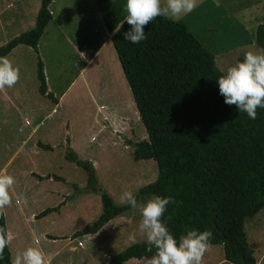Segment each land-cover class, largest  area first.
Segmentation results:
<instances>
[{"label": "rangeland", "instance_id": "rangeland-1", "mask_svg": "<svg viewBox=\"0 0 264 264\" xmlns=\"http://www.w3.org/2000/svg\"><path fill=\"white\" fill-rule=\"evenodd\" d=\"M248 1L197 0L190 13L171 19L184 22L191 34L214 53L218 68L224 72L242 60L245 52L263 50L254 41L255 35L252 38L248 32ZM166 2L161 0L164 6ZM258 2L264 5V0ZM41 4L42 0H0V47L35 27ZM52 11L55 20L42 37L38 53L19 46L6 57L18 67L19 76L12 87L0 88V174L14 178L9 189L10 204L3 208L12 239L8 243L12 262L26 248L35 247L43 253L44 264H109L130 246L147 243L138 231L139 209L126 211L98 235L76 238L102 213V203L100 194L89 190L86 171L66 160L68 150L84 161L97 163L99 189L109 192L118 206H125L119 203L124 191L133 192L138 204L150 199L152 196H140V191L157 180L159 169L154 160L134 158V145L148 140V133L137 114L132 92L130 104L114 103L119 93L129 96H124L122 82L120 87L116 84L117 77L120 79L118 58L111 53L109 40L105 56L94 57L105 31L95 0H59ZM39 57L49 93L56 100L76 82L57 114L53 113L54 100L39 90ZM85 65L86 73L78 80ZM97 102L109 108L104 106L103 112L97 113ZM109 117L120 119L123 129L111 123ZM28 121L32 124L27 125ZM39 143L53 150L40 148ZM35 172L56 175L66 182L39 181L33 177ZM61 203L69 205L60 213L36 219L44 210ZM25 208L29 213L24 215ZM245 229L257 264H264V210L249 220ZM133 232L135 243L129 239ZM225 263L222 245L210 246L201 260V264ZM127 264H147V258Z\"/></svg>", "mask_w": 264, "mask_h": 264}, {"label": "trees", "instance_id": "trees-1", "mask_svg": "<svg viewBox=\"0 0 264 264\" xmlns=\"http://www.w3.org/2000/svg\"><path fill=\"white\" fill-rule=\"evenodd\" d=\"M42 0L35 27L0 47L7 57L19 46L38 53L39 43L53 19L51 5ZM129 84L148 140L134 145L136 161L154 160L157 180L144 187L140 196H168L161 219L174 237L188 230L210 231V246L222 245L225 264H257L248 244L246 223L264 210V109L255 119L227 105L218 92L217 77L223 74L214 53L202 44L187 25L171 18L156 17L144 26L146 38L138 44L123 39L130 26L121 25L125 0H95ZM256 43L264 50V23L256 32ZM40 93H49L44 64L39 57ZM39 147L53 148L39 143ZM66 160L87 173L88 188L101 196L102 213L77 237L96 235L110 222L129 211L118 206L109 192L99 189L93 164L69 149ZM36 176V175H35ZM65 182L58 176L40 177ZM48 208L37 219L58 212ZM0 229L7 239L6 216L0 209ZM147 243H138L112 258L109 264L150 257ZM0 264H13L9 244Z\"/></svg>", "mask_w": 264, "mask_h": 264}, {"label": "clouds", "instance_id": "clouds-1", "mask_svg": "<svg viewBox=\"0 0 264 264\" xmlns=\"http://www.w3.org/2000/svg\"><path fill=\"white\" fill-rule=\"evenodd\" d=\"M197 5V0H167L166 6L161 0H125L123 11L126 13L121 23L130 28L123 33V39L131 44H138L146 38L144 26L156 17L178 19L190 13ZM19 69L6 57H0V88L12 87L18 80ZM218 92L227 105H235L239 113H246L255 119L256 109H264V50L247 51L242 60L228 66L217 77ZM14 178L0 174V209L10 204L9 189ZM172 197L152 196L138 204L131 191H124L119 196V203L131 209H139L138 231L150 246L148 251L155 252L147 258V264H201L202 257L210 247V231L188 230L179 239L173 236L161 217ZM3 233V229H0ZM135 243L136 233L129 235ZM8 239L0 235V259ZM13 264H44V256L39 248L28 247L18 254Z\"/></svg>", "mask_w": 264, "mask_h": 264}, {"label": "crops", "instance_id": "crops-1", "mask_svg": "<svg viewBox=\"0 0 264 264\" xmlns=\"http://www.w3.org/2000/svg\"><path fill=\"white\" fill-rule=\"evenodd\" d=\"M59 0H55L53 3H52V5H51V7H50V9H51V12H52V15H53V11H52V7L58 2ZM96 2V1H95ZM261 2H258V0H249L248 1V32H250V34H251V36H252V38L254 37V35H255V42H256V32H257V28H258V26L259 25H261V24H263L264 23V18H262V19H260L259 20V15L262 13V15H264V5L262 4ZM97 5V4H96ZM263 6V7H262ZM98 8V7H97ZM99 11V10H98ZM55 19H54V15H53V19H52V21L50 22V23H52L53 21H54ZM50 25V24H49ZM188 27V26H187ZM48 28V27H47ZM47 30V29H46ZM104 34H103V39H102V41L101 42H99V46H98V49H97V51H96V53H95V56L94 57H96V56H98V55H100L101 56V58H103L104 56H105V54H104V51H105V49H106V46H105V44H106V41L107 40H109L108 41V46L110 47V49H111V53L113 54V56H114V58H116L115 57V54H116V51H115V49H114V47H113V44H112V34L111 33H109L108 32V30L106 29V26H105V28H104ZM253 41V42H254ZM254 44V43H253ZM256 48V47H255ZM18 49V48H17ZM16 49V50H17ZM16 50H14V52L16 51ZM13 53V52H12ZM117 55V54H116ZM99 58V57H98ZM97 58V59H98ZM117 58H118V56H117ZM115 60H117V59H115ZM117 66H118V69H119V74H120V79L117 77V79H116V84L120 87V83L122 82L123 83V85H122V92H123V94H124V96H126V95H128L129 96V98H125V97H123V95H121L120 93L115 97V102L114 103H117L116 101H118V104H123V103H126V104H130L131 103V96H130V92H131V89H130V87H129V84H128V82H127V80H126V77H125V75H124V72H123V70H122V67H121V64H120V62H119V59L117 60ZM86 70H87V65H85L82 69H81V72H80V74H79V76H78V80L79 79H82L83 78V76L85 75V73H86ZM77 80V81H78ZM75 85H76V82H74L71 86H70V88H69V90H68V92L67 93H64L63 95H62V97L59 99V100H57L58 101V103H55V108L53 109V113H58V111H57V108H59L61 105H62V103H63V100H64V98H65V96L66 95H69L70 93H71V91L73 90V88L75 87ZM119 89H121V88H119ZM50 89H49V87H48V91H49ZM120 92V91H119ZM93 102V104L95 105V102H94V100H92ZM98 103V105H100L99 106V108H98V111H97V113L99 112L100 113V111L101 112H103L102 110H101V108L102 107H108L107 105H105V104H103L102 102H97ZM136 105V104H135ZM109 108V107H108ZM57 111V112H56ZM138 111V110H137ZM136 111V112H137ZM138 115H139V112L137 113ZM106 117H108V116H106L105 115V117L104 118H106ZM139 117H140V115H139ZM109 119L111 120V123H112V121L113 122H116V124H118L117 126H118V128L119 129H123V124H122V122H120V119H118V120H112L110 117H109ZM122 119H124V118H122ZM104 120V119H103ZM28 124L27 125H31L32 123L31 122H27ZM70 123L68 122V124H67V128H69L70 126ZM102 126V125H101ZM102 128V127H101ZM36 131V129L35 130H33V134H31L30 135V138L31 137H33V135H34V132ZM101 131H103L102 129H101ZM122 132V131H121ZM70 140L71 139H69V137H68V139H67V142H68V144L69 145H71V142H70ZM92 141H96V139H95V137H93L92 138ZM49 146V145H48ZM39 147V146H38ZM51 147V146H50ZM102 147V146H101ZM53 148V147H52ZM93 164V166H94V168H95V170L96 169H98V165H97V163L96 162H93L92 163ZM97 173V172H96ZM40 176V177H47V176H41V175H39V174H37L36 172H35V174H34V178H36V179H38L39 181H41L39 178H37L36 176ZM97 175H98V173H97ZM49 176V175H48ZM54 176H56V175H54ZM59 177V176H58ZM61 178V177H60ZM63 179V178H62ZM50 180H53V179H50ZM55 181V180H54ZM64 181H65V179H64ZM57 182H59V181H57ZM66 182V181H65ZM18 187H19V190H20V186L18 185ZM20 192H21V190H20ZM27 197V196H26ZM29 200V197H27V201ZM26 201V202H27ZM69 204L68 203H66V204H63V203H61L60 204V209H59V211L58 212H54V213H60L61 212V210H62V208H66L67 206H68ZM4 210V209H3ZM21 210V209H20ZM23 212H25V213H23L24 215L26 214V212H27V210H26V208H25V211L24 210H22ZM27 213H29V212H27ZM34 214H36V212H34ZM41 214V213H40ZM50 215V214H49ZM48 215V216H49ZM6 216V215H5ZM38 216V215H37ZM37 216H36V219H37ZM24 217V216H23ZM47 217V216H46ZM35 218V217H34ZM43 218H45V217H43ZM43 218H41V219H37V220H42ZM111 223V222H110ZM109 223V224H110ZM108 224V225H109ZM107 225V226H108ZM106 226V227H107ZM7 228H8V225H7ZM28 228H30V227H28ZM101 232V231H100ZM99 232V233H100ZM98 233V234H99ZM98 234H96V235H98ZM8 236H9V234H8ZM32 236V238L35 236V235H31ZM82 237H85V236H82ZM12 239L10 238V236H9V238H8V243L11 241ZM27 245V244H26ZM84 246V244L82 243V247ZM57 259V258H56ZM133 260H136V259H133ZM131 261V260H130ZM130 261H128V262H130ZM57 261H55V263H56ZM128 262H126V263H124V264H127Z\"/></svg>", "mask_w": 264, "mask_h": 264}]
</instances>
